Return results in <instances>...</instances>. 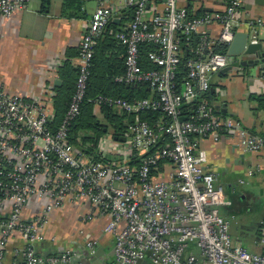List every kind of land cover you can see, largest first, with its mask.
Here are the masks:
<instances>
[{"label":"built area","instance_id":"built-area-1","mask_svg":"<svg viewBox=\"0 0 264 264\" xmlns=\"http://www.w3.org/2000/svg\"><path fill=\"white\" fill-rule=\"evenodd\" d=\"M29 2L0 0V18H10ZM124 4L130 20L114 38L124 50L125 71L116 81L130 87L146 85L149 96L131 102L98 97L94 110L106 106L121 115L159 112L161 116L154 127L146 121L126 123L123 135L117 137L124 141L101 139L99 151L120 158L115 162L94 160L70 143L94 49L115 18L116 9L97 0L79 41L74 92L59 123L47 102L8 93L0 86V264L13 238L21 244L14 248L11 264L68 261V251L43 260L35 246L46 240L43 232L54 211L82 203L89 211L80 220L84 224L96 217L105 220L102 232L113 238L109 264H264V213L256 242L260 252H248L232 242L229 220L219 213L226 204L223 188L216 185L214 173L202 169L205 154L198 143L199 139L218 142L221 135L231 133L244 152L264 150V138L249 135L235 119L217 116L204 99L212 75L228 67V73L242 75L237 57L212 51L217 44L228 50L242 0H227L223 11L199 16L178 7V0H124ZM151 4L158 6V12L148 15ZM213 25L220 28L216 39L205 32ZM245 25L256 42L255 29L264 27V19ZM194 35L200 36L199 44L186 62L185 77L178 81L182 40L188 42ZM143 45L153 48L147 54L149 69L140 60ZM187 102L196 105L184 114ZM133 158L137 165L130 164ZM80 234L92 257L98 240L85 230Z\"/></svg>","mask_w":264,"mask_h":264},{"label":"crops","instance_id":"crops-1","mask_svg":"<svg viewBox=\"0 0 264 264\" xmlns=\"http://www.w3.org/2000/svg\"><path fill=\"white\" fill-rule=\"evenodd\" d=\"M89 1L94 2L91 12L87 10ZM106 1L116 9L113 20L118 25L116 30H119L130 20V12L125 7L124 0ZM226 2L227 0H178V7L188 8L192 14L214 13L223 11ZM61 3L62 0H51L48 10L42 11L39 0H30L24 10L14 13L10 18H0V86L8 93L47 102L52 111L56 89L70 84V74L62 72L60 68L66 60L72 67L77 68L76 51L97 0H84L83 16L71 19L61 16ZM242 3L235 29L236 32L248 31L253 40L252 32L245 24L248 20L264 19V4L256 3L255 0H242ZM157 9L158 6L148 5L147 14L158 12ZM219 29V26L213 25L205 32L209 38L216 39ZM255 30L256 42L264 44V27H256ZM108 32L111 33V30ZM254 59L253 55L241 54L237 57L240 63ZM241 70L242 75H212L205 101L217 116L235 119L249 135L262 137L264 104L255 98L264 95V70L259 64L241 67ZM94 112L102 119L98 111ZM115 112L121 115L118 111ZM109 136L112 137L110 131L102 139ZM115 138L117 137H112L113 140ZM117 140L119 141L118 138ZM198 143L199 150L205 154V160L201 163L202 169L215 174L216 185L223 188L226 197V204L219 208V213L226 219L234 216L229 221L232 242L248 252H260L256 242L261 234L259 224L264 213V150L258 153L244 152L239 146L236 134L231 133L221 135L218 142L199 139ZM96 155L97 159L102 157L107 163L120 159L107 150L98 151ZM166 173L165 171L162 177ZM88 211L89 206L85 203L68 204L54 211L43 232L46 240L35 246L36 255L45 260L68 251L79 264H109L113 254V238L102 232L105 220L96 217L87 224L80 220ZM81 230L98 240V257L93 262L82 257L87 253ZM20 244L18 238L9 242L4 264H11L14 259L13 250Z\"/></svg>","mask_w":264,"mask_h":264},{"label":"trees","instance_id":"trees-1","mask_svg":"<svg viewBox=\"0 0 264 264\" xmlns=\"http://www.w3.org/2000/svg\"><path fill=\"white\" fill-rule=\"evenodd\" d=\"M42 11L49 8L51 0H39ZM83 1L84 0H62L61 16L64 18H81L83 16ZM188 9V8H187ZM189 11V9H188ZM200 12L194 13L199 16ZM118 25L111 23L103 38H101L95 49L91 62L90 76L88 80V87L84 102L81 108L79 118L71 126L69 141L75 148L82 149V152L88 156H92L94 160L97 159L99 151V141L102 137L111 132L112 137L120 138L126 127V123L134 120L146 121L154 127L156 121L160 118L159 112H140L132 115H119L113 109L103 106L100 107L99 113L102 119L94 112V100L98 97L119 98L128 102L143 99L149 96V89L146 85H139L136 87L126 86L116 81V78L122 76L125 71L124 66V50L117 43L114 38ZM200 36H192L188 42L182 40V49L184 55L181 59V64L178 69L177 80L181 81L186 74V62L192 58L193 52L200 41ZM153 48L149 45H143L140 48V60L144 69L152 68L147 62V54ZM214 53L225 54L227 48L224 45L217 44L213 46ZM71 53L72 50H69ZM78 55V50L76 51ZM75 52V53H76ZM61 71L70 74V84H66L56 89L57 95L52 101V109L55 115L56 123H59L67 109L74 92L77 68L70 65L69 61H65L60 68ZM206 99V96H204ZM259 103L264 104V95L255 98ZM196 102H187L184 107V114L189 113L194 108ZM264 108V105H263ZM126 121V122H125ZM264 138V134L262 135ZM138 159H131V165H137Z\"/></svg>","mask_w":264,"mask_h":264},{"label":"water","instance_id":"water-1","mask_svg":"<svg viewBox=\"0 0 264 264\" xmlns=\"http://www.w3.org/2000/svg\"><path fill=\"white\" fill-rule=\"evenodd\" d=\"M255 2L259 4H264V0H255ZM113 23H115V20H113ZM227 54L230 56H234V57H238L241 54L253 55V57L255 58L254 60L250 62H241L239 66L240 67H247V66L252 67L256 64H259L260 68L264 70V44L262 42L252 41L250 38V33L248 31L236 32L234 34L233 41L228 47ZM230 70L231 68L228 67V68L221 70L218 74L222 75V74L230 72ZM57 83H58V80H56L55 84ZM181 121H183V119ZM115 140H117V138H115ZM119 140L124 141V139H119ZM77 149L79 151H82V149L80 148H77ZM82 257L85 258L88 262H93L98 257V250L96 251L95 255H93L92 257H89L87 254L86 256L84 255ZM55 264H79V262L74 261V257L70 256L68 261L66 262L58 261ZM137 264H148V263L145 261H138Z\"/></svg>","mask_w":264,"mask_h":264},{"label":"rangeland","instance_id":"rangeland-1","mask_svg":"<svg viewBox=\"0 0 264 264\" xmlns=\"http://www.w3.org/2000/svg\"><path fill=\"white\" fill-rule=\"evenodd\" d=\"M94 2L93 1H89V4L87 5V10L89 11V12H91L92 11V9L94 8V4H93ZM240 202H242V199H240ZM242 204V203H241ZM229 221H231L232 219H234V216L233 217H229V218H227Z\"/></svg>","mask_w":264,"mask_h":264}]
</instances>
